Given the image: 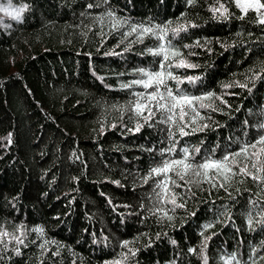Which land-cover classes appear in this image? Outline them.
I'll return each mask as SVG.
<instances>
[{
    "label": "trees",
    "instance_id": "trees-1",
    "mask_svg": "<svg viewBox=\"0 0 264 264\" xmlns=\"http://www.w3.org/2000/svg\"><path fill=\"white\" fill-rule=\"evenodd\" d=\"M11 1L25 10L0 25V264H264V180L253 179L264 172L252 167L264 153L238 157L224 187L214 172L215 186L170 172L180 187L163 191L151 169L180 158L161 156L169 124L154 106L150 120L137 115L145 90L124 87L160 70L149 49L170 40L196 67L169 70L198 77L179 87L202 98L185 131L203 130L176 131L177 150L238 152L264 135L256 13L233 0ZM166 25L165 41L139 31Z\"/></svg>",
    "mask_w": 264,
    "mask_h": 264
},
{
    "label": "snow or ice",
    "instance_id": "snow-or-ice-1",
    "mask_svg": "<svg viewBox=\"0 0 264 264\" xmlns=\"http://www.w3.org/2000/svg\"><path fill=\"white\" fill-rule=\"evenodd\" d=\"M191 2L192 0H189V3ZM236 2L239 7L241 0H236ZM244 6L245 8H264V4H262L260 0H244ZM221 8H223V5H221ZM24 10V8H13L11 4H9L6 8L0 7V11L5 12L15 20L21 19V13ZM224 12H227V9H224ZM261 23H264V19L261 20ZM168 27L169 26L167 25L162 28L157 26L155 29L152 27H143L140 28L139 31L141 34L155 35L158 40L165 41V38L168 35ZM183 30H185L183 26L172 29L173 36ZM132 31L136 32L138 29L133 27ZM149 54L162 57L158 62L160 70L147 71L145 69H139V75L141 78L133 80L130 84L124 85V87L131 88L135 85L145 90V92L134 93L137 97L134 105L137 115H140L146 110L148 115L144 117L145 120H150L155 115V112H160L165 116V119L161 122L169 124V140L172 141V143L169 148L161 151V156L163 157L165 153H176L177 151H179L180 154V158L163 159L159 166L151 169V175L164 176L163 180L157 182L156 187L162 189L163 191H168L167 184L169 181H171V183L176 187H180V185L176 184V181L168 175L170 172L175 173V175L181 180H185V178L189 176H194L197 178L193 181L195 183H199L202 178L215 186V175H209L210 172H214L216 175H222L224 183L220 186L224 187L225 184L229 182L230 177L236 174L233 171V168L237 167L239 164L237 159L238 157L244 156L245 159L248 160L252 157H258L260 154L264 153V147L260 149V153L253 152L251 155L248 153V148L256 149L257 145L264 146V135L260 136L258 140L250 145L241 146L238 152L226 153L219 159H213L211 156H205L201 161H196L195 154H199L201 151L199 147L193 148L190 151L189 147L185 146L177 150V141L173 139L176 131H178L180 137H185L193 134L197 130H203L198 126L196 128H192L191 131H185V129L189 127L190 123H195V118H193L190 122L186 120V117L189 115V110L195 112L194 102L202 98L186 95L179 87L185 82V80L188 83L195 84V82L199 79L198 77L187 76L184 79H181L169 69L191 68L196 66L186 63V61L181 57L179 50L174 48L170 40L167 41V43L159 44L156 49H149ZM177 58H179L178 62H174ZM169 81H173L175 83V88L169 87ZM149 89H152V91H147ZM153 106L155 107V112L153 111ZM204 127H206V125ZM260 127L264 128V124H261ZM136 130H140V125H137ZM252 167L256 168L257 171L264 172V161L254 162L252 163ZM247 169L248 164L244 163L242 167H239V173L248 174ZM258 178L264 180V177H257L253 175V179ZM145 183H147V179H145ZM161 198L163 199V197ZM170 202L175 204V195H172ZM34 231L40 232L42 230L34 229ZM19 242L22 243V241ZM17 254H19V252H17Z\"/></svg>",
    "mask_w": 264,
    "mask_h": 264
},
{
    "label": "rangeland",
    "instance_id": "rangeland-1",
    "mask_svg": "<svg viewBox=\"0 0 264 264\" xmlns=\"http://www.w3.org/2000/svg\"><path fill=\"white\" fill-rule=\"evenodd\" d=\"M235 5L237 6V2L236 0H233ZM261 2V1H260ZM11 4V6L13 8H23L21 6H18V5H15L11 0H0V7H8V5ZM238 7V6H237ZM240 9V11L242 12H245V11H248V10H252L256 13V15L258 16V19L261 21L262 19H264V8H259V9H256L254 7H247L245 8L244 6V0H241V4L240 6L238 7ZM3 18H9V19H13L10 15H7L5 12L3 11H0V25L3 26L4 22H3ZM0 237H1V234H0ZM5 238V236L3 237Z\"/></svg>",
    "mask_w": 264,
    "mask_h": 264
}]
</instances>
